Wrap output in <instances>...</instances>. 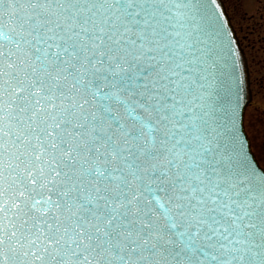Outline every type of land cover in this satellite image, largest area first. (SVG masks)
<instances>
[{
  "label": "snow or ice",
  "instance_id": "1",
  "mask_svg": "<svg viewBox=\"0 0 264 264\" xmlns=\"http://www.w3.org/2000/svg\"><path fill=\"white\" fill-rule=\"evenodd\" d=\"M222 0H0V264H264V119Z\"/></svg>",
  "mask_w": 264,
  "mask_h": 264
},
{
  "label": "rangeland",
  "instance_id": "2",
  "mask_svg": "<svg viewBox=\"0 0 264 264\" xmlns=\"http://www.w3.org/2000/svg\"><path fill=\"white\" fill-rule=\"evenodd\" d=\"M234 5V11L236 14L234 15L233 24H235L236 28L239 31V27L242 23V26L247 27L251 26L256 23L258 8H260V3L264 2V0H228ZM259 2V3H258ZM237 8H236V6ZM233 15V13H232ZM251 17L253 19L251 20ZM243 21V22H242ZM242 36V35H241ZM264 37V35H263ZM251 36L248 40H251ZM260 46V45H258ZM261 48L264 47V38L262 41V44L260 46ZM255 53V52H254ZM261 55L257 56L256 58H253L254 65L251 66L252 72H253V105L251 107L252 114L250 115V118L260 120L259 115L264 114V49L260 51ZM258 57H260L261 60L259 61ZM261 68V70L259 69ZM257 107V110L256 108ZM264 116V115H263Z\"/></svg>",
  "mask_w": 264,
  "mask_h": 264
},
{
  "label": "water",
  "instance_id": "3",
  "mask_svg": "<svg viewBox=\"0 0 264 264\" xmlns=\"http://www.w3.org/2000/svg\"><path fill=\"white\" fill-rule=\"evenodd\" d=\"M222 7L224 8L225 10V7L222 3ZM226 12V10H225ZM227 15V13H226ZM228 17V15H227ZM229 18V17H228ZM230 20V19H229ZM231 27L233 28L232 24H231ZM234 29V28H233ZM234 34L236 36V32L234 30ZM236 42L238 43L239 45V41H238V38L236 36ZM239 50H240V54H239V60H240V64L243 68V71L245 73V88H244V93H243V100H242V104L244 105L245 109L246 107L248 106V104L250 103L251 101V89H250V77H249V72H248V67H247V64H246V59H245V56L243 54V51L241 50L240 48V45H239Z\"/></svg>",
  "mask_w": 264,
  "mask_h": 264
}]
</instances>
